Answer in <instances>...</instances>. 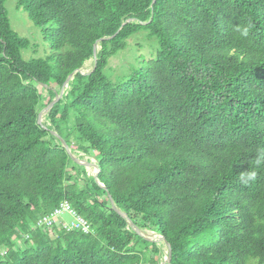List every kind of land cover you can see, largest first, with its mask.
Here are the masks:
<instances>
[{"label": "trees", "instance_id": "1", "mask_svg": "<svg viewBox=\"0 0 264 264\" xmlns=\"http://www.w3.org/2000/svg\"><path fill=\"white\" fill-rule=\"evenodd\" d=\"M6 1L0 264H159L158 242L138 235L107 191L135 224L166 237L171 264H264V0H18L50 47L30 59L23 50L40 45L13 29ZM143 30L157 38V56L114 84L110 58ZM103 37L95 69L76 73L39 124L40 109ZM52 129L98 160L107 190ZM246 170L257 179L242 183ZM64 200L93 233L61 229L53 238L32 228Z\"/></svg>", "mask_w": 264, "mask_h": 264}, {"label": "rangeland", "instance_id": "2", "mask_svg": "<svg viewBox=\"0 0 264 264\" xmlns=\"http://www.w3.org/2000/svg\"><path fill=\"white\" fill-rule=\"evenodd\" d=\"M5 8L7 11L8 19L11 23L13 29L24 38L29 39L32 43H37L40 47L32 46L31 48L23 50V56L25 59H30L33 57H44L50 52V47L44 42L45 38V28L37 27L33 21L30 19L27 11L24 7L19 6L18 0H7L5 3ZM159 49V43L156 37L151 36L146 30L140 31L133 35L128 40V45L126 49L121 50L117 55L113 56L109 60V64L105 70L107 78L114 84L122 81L125 77L130 75L133 71L138 70L144 59H154L157 56V51ZM94 67L93 58L85 62L83 69L86 71H91ZM69 88V87H68ZM67 88V89H68ZM42 90V88H41ZM44 94V103L48 101L49 94L46 90H42ZM46 106H43V110ZM47 115L43 116V124H47ZM77 154V152H74ZM78 156V155H77ZM98 160L91 154L87 155ZM81 158V157H80ZM84 159V157H82ZM91 160V159H90ZM74 166L70 165V168ZM86 168V167H85ZM89 176H92V167L86 168ZM66 219L70 220L71 217L66 215ZM153 232L151 230H147ZM167 256L166 245L161 242V254H159V260L161 264ZM247 264H257L256 258H249Z\"/></svg>", "mask_w": 264, "mask_h": 264}, {"label": "water", "instance_id": "3", "mask_svg": "<svg viewBox=\"0 0 264 264\" xmlns=\"http://www.w3.org/2000/svg\"><path fill=\"white\" fill-rule=\"evenodd\" d=\"M156 1V0H154ZM135 19L134 18H129L127 19L123 24L125 23H128V22H132L134 21ZM110 37H103L101 39H99L95 45H94V57H93V60H94V68L97 66V62H98V50L100 48V42L105 40V39H109ZM93 71V70H91ZM91 71H85L83 70V68H79L78 70L74 71L73 73H71L68 78L66 79L65 83L63 84L60 92L57 93L56 97L43 109L39 112V115H38V123L41 124V125H44L43 124V116L44 115H47L51 109L60 101V99L63 98L65 92H66V89L69 87V84L71 82V80H73L74 76L76 73L80 72L82 74H88V73H91ZM47 128V126H45ZM52 134L54 136H56L60 142L62 143V145L65 147L66 151L68 152V154L70 155V157L77 163V164H80V165H83L84 167L88 168V167H95L97 169V172L94 174V178L95 180L105 188V190H107V187L104 186V184H102L99 180V173L101 171V166L99 164V162H93L92 160H88V159H82L80 158L79 156H77V154H75L71 147L69 146L68 142L65 140V138H63L56 130L52 129L51 130ZM107 195H108V198L110 200V204H111V207L114 211H116L117 213H119L121 216H123L124 218H126L129 222V225L131 228H133L135 230V232L144 237L145 239H147L148 241H154V242H158V243H161L163 242L165 245H166V248H167V256L165 258V260L161 263V264H171V261H172V246L171 244L169 243V241L166 239V237L164 235H160L156 232H149L143 228H141L140 226H138L137 224H135L131 219L130 217L128 216V214L125 212V211H122L118 206L117 204L115 203L114 201V198L112 196V194L107 191Z\"/></svg>", "mask_w": 264, "mask_h": 264}, {"label": "built area", "instance_id": "4", "mask_svg": "<svg viewBox=\"0 0 264 264\" xmlns=\"http://www.w3.org/2000/svg\"><path fill=\"white\" fill-rule=\"evenodd\" d=\"M79 157H84V159L92 160L96 162L95 159L89 156H85V153L79 152L77 154ZM98 162V161H97ZM93 169V176L97 172L95 167ZM71 217L70 220L66 219L65 216ZM33 229H42L47 232L49 236L56 237L57 230L65 229L67 231L80 230L84 233H93V227L91 223L82 215H80L77 210L71 205L68 200H64L53 209L50 213L41 216L35 223H32ZM23 239H28L29 234H22ZM22 244V240L19 241ZM5 251L3 252V254Z\"/></svg>", "mask_w": 264, "mask_h": 264}, {"label": "clouds", "instance_id": "5", "mask_svg": "<svg viewBox=\"0 0 264 264\" xmlns=\"http://www.w3.org/2000/svg\"><path fill=\"white\" fill-rule=\"evenodd\" d=\"M236 31H238L242 37H247L249 35L250 27L244 26L241 28L237 26ZM261 160H264V150H261L258 153L257 163H259ZM239 178L242 183L248 184L249 182L255 181L257 179V172L255 170H246L240 173Z\"/></svg>", "mask_w": 264, "mask_h": 264}, {"label": "crops", "instance_id": "6", "mask_svg": "<svg viewBox=\"0 0 264 264\" xmlns=\"http://www.w3.org/2000/svg\"><path fill=\"white\" fill-rule=\"evenodd\" d=\"M161 247V243H157Z\"/></svg>", "mask_w": 264, "mask_h": 264}, {"label": "bare ground", "instance_id": "7", "mask_svg": "<svg viewBox=\"0 0 264 264\" xmlns=\"http://www.w3.org/2000/svg\"><path fill=\"white\" fill-rule=\"evenodd\" d=\"M83 70H85V69H83ZM86 71V70H85Z\"/></svg>", "mask_w": 264, "mask_h": 264}]
</instances>
